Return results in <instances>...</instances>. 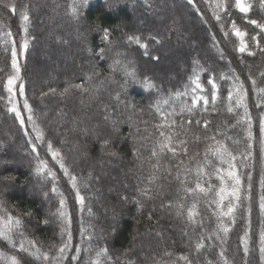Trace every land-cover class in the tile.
Listing matches in <instances>:
<instances>
[{
  "label": "trees",
  "instance_id": "obj_1",
  "mask_svg": "<svg viewBox=\"0 0 264 264\" xmlns=\"http://www.w3.org/2000/svg\"><path fill=\"white\" fill-rule=\"evenodd\" d=\"M165 1L170 5L162 0H87L86 4L82 0H0V202L22 221L12 231L14 244L0 239V264H10L11 256L19 264H90L96 251L105 247L104 264H186L179 260L181 255L188 256L190 264H264L260 253L264 231L260 209L264 195L260 134L264 32L249 22L264 23V5L261 0H248L249 11L241 13L235 0H223L222 10L216 8L221 0ZM8 4H14L15 11ZM25 10L29 16L26 24L20 16ZM233 21L246 33L248 48L243 53L238 51ZM58 23L60 28L50 40L58 50L50 60L59 70L53 69L40 82L35 73L39 60L30 55L41 52L38 38ZM104 28L109 29L111 45L102 39ZM186 28L191 33L186 39L190 38L196 51L186 49L185 36L176 45L180 30L184 33ZM68 29L71 34H64ZM129 35L140 36L148 47L130 43ZM25 40L28 46L21 55ZM13 44L20 71L10 94L5 85L9 76L16 75ZM101 47L106 48L103 59ZM70 57V63L61 65ZM117 59L135 79L121 65H114ZM194 76L209 103L205 106L200 101L189 112L185 106L191 107V99L176 93H187ZM145 77L154 87L144 83ZM210 79L216 85L215 102ZM76 84H83L87 91L70 87ZM65 88L69 90L65 92ZM241 95L245 98L237 105ZM25 101L33 123L28 122ZM13 105L23 126L16 112L9 111ZM172 120L176 125L168 127ZM161 130L172 136L175 156L167 150L160 152ZM179 140L186 144L179 146ZM217 141L236 156L232 163L240 178L239 199L231 195L234 181L227 176L233 169L213 154ZM49 143L59 153L56 158ZM224 159L230 161L231 157ZM7 161L17 163L8 165ZM41 161L46 167L37 172ZM201 167L204 172L198 175ZM102 169L105 174L98 175ZM49 170L54 177L48 175ZM71 176L76 177L75 188ZM198 180L206 192L195 188ZM186 188L194 191L189 194ZM221 188L225 189L222 201ZM77 191L82 204L77 202ZM61 198L65 201L63 219L59 215ZM193 203L195 222L187 215ZM229 206L233 212L224 214ZM221 224L228 228L227 233ZM68 231L71 245L60 258L58 249L67 241ZM201 237L204 247L197 251L195 245ZM29 240L48 252L50 260L36 259ZM21 242L28 251L21 250ZM76 246L80 253L73 261Z\"/></svg>",
  "mask_w": 264,
  "mask_h": 264
},
{
  "label": "snow or ice",
  "instance_id": "obj_2",
  "mask_svg": "<svg viewBox=\"0 0 264 264\" xmlns=\"http://www.w3.org/2000/svg\"><path fill=\"white\" fill-rule=\"evenodd\" d=\"M82 2L84 4H86L87 0H82ZM188 3L192 4L193 0H188ZM261 4L264 5V0H261ZM6 6L11 8L13 11H15V5L14 4H8ZM224 7H225V3L223 2V0H221V2H218L216 4V8L217 9H221L222 10V9H224ZM235 7L237 9H239V11L241 13H247L249 11V6L245 3V0H235ZM20 16H21L22 20L26 24L27 21L29 20V16H28L27 10L20 12ZM220 18L221 17L219 15H216V19L217 20H220ZM249 22L251 24L255 25L257 28H259L262 32H264V23H258L256 20H250ZM231 27L233 29L234 34L237 37L240 38V45H239L238 51H240L242 53L245 52L246 49L248 48V45L245 43V41L243 39V37L246 35V33L242 32L239 28H237L236 27V23L234 21H233ZM24 30H25V32H27V27L26 26H25ZM7 35L11 36V32L7 33ZM102 39H103V41H104V43L106 45H111L109 29H107V28L103 29V37H102ZM127 39H128V41L130 43L138 44L141 48H147L148 47L147 44L141 43V37L140 36L129 35L127 37ZM152 39H155V37H152ZM252 39L255 40L256 37L253 36ZM27 46H28L27 40H25L20 45L21 55L23 54V51L27 48ZM108 50H110V49H108ZM105 52H106V48L105 47H101L99 49V55H100L101 59L104 58ZM248 54L252 55L253 53L249 52ZM120 55H122V53H117V56H120ZM129 63H131V62H129ZM114 65H121V61L119 59L115 60L114 61ZM114 65L110 66V67L113 68V71L116 70ZM121 66L125 69V74L127 76H131V77H133V79H135V74L133 72L127 71V65H121ZM12 67L15 70L16 75L15 76H9L8 80H7V83L5 85L7 91L10 94L13 93V85L15 84V81L19 79V71H20V69L18 67V64H17V50H16L15 44H13V47H12ZM144 83L148 87H154V85H152L148 81L147 77L144 78ZM192 83L195 85V87L192 89L193 93H195L197 89H200L201 91H203V89L201 88V84L198 82V79L192 80ZM208 83L212 85L213 89L216 88L215 83L211 79L208 81ZM253 83L255 84V81H253ZM70 87L78 88V89H81L82 91H87V88H85L83 84L70 85ZM241 87H242V85H241ZM19 88H20V94L23 95L24 94V85L21 84L19 86ZM68 90H69L68 88L64 89L65 92H67ZM53 91H55V90L53 89ZM260 91L264 92V89H260ZM186 94L187 93L182 94V93L177 92L176 96L179 97L181 95H186ZM229 97H231V92L229 93ZM244 98H245V96L241 95L239 97V99L237 100V105H240L243 102ZM211 99H212L213 102H215V100H216L215 92L212 93ZM199 101H203V104L205 106H207V104L209 103V100H208L207 96H205V95H194L193 98H192L191 107L185 106L187 108V111L191 112L192 109H194L197 106V103ZM164 103H168V101L165 100ZM24 108L27 109L28 112L30 113L29 116H28V122L29 123H33V116L31 115V111L32 110H31L30 106L28 105L27 101H25V103H24ZM184 110L185 109L182 108L181 112H183ZM9 111L16 112V117H17L18 120L21 121V125L23 126L24 121L21 119L20 112L16 110L14 105H13L12 108L9 109ZM228 111L231 112L232 108L229 107ZM171 115H172L171 112L167 114V116H171ZM247 115H248L247 114V107L245 105V116L247 117ZM248 121H249V124H248L249 131H248L247 135H248L249 139H251V136H252V133H251V130H250L251 129V122H250L251 121V117H248ZM188 123H191V121H188ZM197 123H199V121H197ZM204 123H205V127H207L208 121H205ZM175 125H176V121L172 120L168 124V127H174ZM163 127H164V125H157V128H163ZM260 134H261V145H262L261 151H262V153H264V117H262L261 121H260ZM37 136H38V139H39L40 138V134L38 133ZM160 136L164 138L163 141L158 144V148H159L160 152H164L165 150H167L168 152H171L175 156L177 154V150H176L175 147L172 146L173 145L172 136L170 134H166L162 130L160 131ZM211 139L215 140V136L211 137ZM177 144L179 146H184L186 144V141L179 140V141H177ZM217 144H218V148L215 150V152L213 154L216 155L219 158L221 163H229V168L233 169L232 171H228L227 172V176L230 177L234 181V186H233L231 195L234 198L239 199L238 193H239L240 178L236 174V172L234 171V169L236 167L235 164L232 163V161L236 160V156L232 155V153L228 151L227 147L224 146L223 144H221L219 141H217ZM48 148H49V151L51 152V155L53 156V158H56L59 155L58 152L52 150L51 143H49ZM33 151H36L34 146H33ZM186 152H187V148L185 147V153ZM112 154L115 155V153H112ZM157 155H158V153H157L156 149L154 148L153 151H152V156L155 157ZM226 155L231 157L230 161H225L224 157ZM249 155H250V153H249ZM58 163H59V161H58ZM180 163L182 164L183 161H180ZM40 165L41 166L36 169L37 172H42L44 170V168L46 167V164H45L44 161H41ZM60 167L65 172L66 175L69 174L68 173V169L64 166L63 163H60ZM153 167L156 168L157 170H159V166L158 165H153ZM203 172H204V169L202 167L198 169V175L202 174ZM216 172H217V174H219L221 172V169L217 168ZM48 175L54 177V174L50 170L48 172ZM219 178L221 179V183L223 184L224 183V177L220 176ZM249 179H251V175L250 174H249ZM71 182H72L73 188H75L76 187V177L75 176H71ZM195 188L197 190H199L201 193L206 192V189L202 186V184H201V182L199 180L196 182ZM52 191L56 192V188L53 187ZM185 191L187 193L191 194L194 191V189L186 188ZM224 191H225V189L221 188L220 192L218 193V195H220V200L221 201L224 199V196L222 195V193H224ZM76 199H77V202H79L81 204L83 203V197L80 196L79 191H77ZM64 204H65V201H64L63 198H61V200H60L61 210L59 211V215H60V217L62 219L65 218V216H66V214L62 210L63 207H64ZM195 208H196V204L193 203V205L190 208H188V210H187L188 218L192 222H195L194 221V216L196 215V212L194 211ZM260 209H261V212L264 213V195H262L260 197ZM232 212H233V207L229 206L228 207V212L224 213V214H230ZM0 213L3 214V215H0V239L7 240L9 243H13L14 244V241L12 240V236H11L12 231H13L14 228H19L21 226L22 221L20 220V218L15 217L11 213L8 212V210L4 206L3 202H0ZM69 223H70V221H69ZM220 227L223 229V231L225 233L228 232V228L226 226H224L223 224H221ZM64 231H66V230L62 229V232H64ZM21 235H22V233H21ZM67 235H68L67 241H65L58 249V254H59L60 258L64 257V253H65L66 248H68L71 245L72 234H71L70 231H68ZM82 235H83V230H82ZM260 243H261V247H260L261 260L264 261V231H262L261 234H260ZM28 244L31 246V248L35 249V252H33L31 254L33 256H35L36 259L43 258L44 261H49L50 260V254L48 252H42L40 248L36 247V244H35L34 241L29 240ZM195 247H196L197 251H199L200 249H202L204 247L203 237H201V240L196 243ZM20 248H21V250L28 251V249L24 248V243L23 242H21ZM245 251H247V248H245ZM76 252H77V255L72 256V260L73 261H76L78 259V255L80 253V247L79 246H76ZM107 254H108V249L106 247L105 248H100L98 251H96L95 259L91 260L90 264H104V260L102 258L106 257ZM165 254L166 255H171V253H165ZM221 256H223V253H221ZM8 259H9L10 264H19V262H18V260H17V258L15 256H11ZM51 259L55 260L56 257H51ZM179 260L185 261L186 264H190L188 256H186V255L179 256ZM209 264H210V262H209ZM225 264H227V261H225Z\"/></svg>",
  "mask_w": 264,
  "mask_h": 264
},
{
  "label": "rangeland",
  "instance_id": "obj_3",
  "mask_svg": "<svg viewBox=\"0 0 264 264\" xmlns=\"http://www.w3.org/2000/svg\"><path fill=\"white\" fill-rule=\"evenodd\" d=\"M163 2H166L165 0H162ZM169 2L167 1L166 2V4H168ZM245 3L249 6V3H248V0H245ZM169 5H170V3H169ZM239 10V9H238ZM141 20H142V18H141ZM187 21V18L185 19V20H183L182 21V24H181V26H183V25H185L186 22ZM62 23H65V21H62ZM61 25H64V26H66V24H61ZM44 27H46V26H48V20H45V23H44V25H43ZM58 28H60V23H58V25H56V26H54L53 27V30L50 28V26L48 27V31L47 30H45V32H44V36L42 37L41 35V37L42 38H38V41H39V45L41 44V48H42V50H41V52H38V54L36 53V54H34V53H32V55H30L33 59H38L39 60V63H38V65H36L35 66V73L36 74H38V76H36V78L37 79H40L39 81L40 82H42L44 79H45V77L48 75H50V73L53 71V69L54 70H56L57 69V67L55 66V64L54 63H52V60L53 59H51L50 60V57L52 56V54H54L57 50H58V47H55V46H53V45H51L50 44V40L53 38V35L55 34L54 32H55V30L56 29H58ZM77 30V29H76ZM72 31L73 32H75V29H72ZM242 32H245V31H243V30H241ZM69 29L68 30H66L65 32H64V34H66V35H69V34H71V32H69ZM187 33V34H186ZM190 34L191 33H189L188 32V29L186 28V31H184V33H183V31H181L180 30V32H179V35L181 36H177L176 37V45H177V47L180 45V43H182V40H183V38L182 37H184L185 36V44H184V46L186 45V49H190V50H192V51H196L197 50V48H194V45H192L191 43H190V38L189 39H186V37H188V36H190ZM237 37V36H236ZM173 39H174V37H173ZM237 39H238V42H239V45H240V38L239 37H237ZM243 39H244V41H245V43H246V40H245V36L243 37ZM56 40V39H55ZM195 41V44L197 43V41L196 40H194ZM72 61V58L70 57V59H67L66 60V62L65 63H62L61 65H67L68 63H70ZM53 62H54V60H53ZM59 70V69H58ZM58 70H56V73H57V71ZM37 71H39V73H37ZM60 72V71H59ZM62 73V72H61ZM63 74V73H62ZM45 75V76H44ZM43 77V78H40V77ZM194 79H198V82L200 83V81H199V78L197 77V76H194L192 79H191V83H190V86H189V88H188V90H187V94L185 95V97H189L190 99H191V101H192V98H193V96L194 95H205L206 96V92H205V89L202 87V85H201V88L203 89V91H201L200 89H197L196 90V92L195 93H193V91H192V89L195 87V85L192 83V80H194ZM201 84V83H200ZM213 92H215V89H213V87H212V93ZM212 93H211V97H212ZM200 102V101H199ZM202 103H203V101H202ZM7 163H8V165H15L17 162H13V161H7ZM103 174H105V172H104V170L102 169L101 171H99L98 172V175H103Z\"/></svg>",
  "mask_w": 264,
  "mask_h": 264
}]
</instances>
